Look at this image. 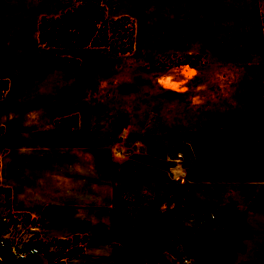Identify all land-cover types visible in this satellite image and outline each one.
<instances>
[{"label": "rangeland", "instance_id": "1", "mask_svg": "<svg viewBox=\"0 0 264 264\" xmlns=\"http://www.w3.org/2000/svg\"><path fill=\"white\" fill-rule=\"evenodd\" d=\"M78 2L29 0V70L11 80L0 112L15 97L24 103L45 92L50 70L31 50L39 45L37 24ZM102 3L107 17L125 16L132 24L129 52L117 54L113 44L47 52L56 59L60 110L75 104L93 120L95 198H110L112 221L97 225L104 231L95 223L97 233L70 235L77 239L66 249L33 215L37 232L30 237L40 256H62L64 264L90 256L110 264H179L176 248L192 264H229L249 208L246 190L233 186L264 179V126L257 125L264 111L247 109L264 103V0H185L191 7L178 10L188 12L189 32L169 38L172 32L149 29L151 9L141 0ZM108 25L112 42L116 25ZM79 114L59 124L76 126ZM257 196L254 202L264 203L261 191ZM8 205L9 193L0 187V208ZM192 209L203 219L189 220Z\"/></svg>", "mask_w": 264, "mask_h": 264}, {"label": "crops", "instance_id": "2", "mask_svg": "<svg viewBox=\"0 0 264 264\" xmlns=\"http://www.w3.org/2000/svg\"><path fill=\"white\" fill-rule=\"evenodd\" d=\"M26 1L27 8L20 6L23 0H0V79L9 81L0 100L9 94L11 80L22 79L24 71L29 70L30 50L24 36L30 28L31 15L29 0ZM148 5L151 9L150 20L146 22L149 29L172 32L166 36L168 38L182 36V32L188 31L185 23L188 12L180 15L178 10L191 7L185 0H148V3L141 0L142 8ZM50 49L35 42L31 47L35 55L45 57L50 70L45 92L31 96L24 103L15 97L13 106L11 100L0 112V187L9 193L8 206L34 215L42 223V232L48 236H89L95 231V223L97 232L104 231L98 230L97 225L111 223L113 203L108 196L105 200L98 195L95 198L91 149L93 120L84 117L81 106L74 110L75 104L65 111L60 110L62 102L55 92L61 85L56 81V59L47 52ZM24 89L30 91L25 85ZM247 109L264 111V103L249 104ZM74 111L81 116L76 126L59 124L60 118H67ZM257 125L264 126V117L257 119ZM257 180L233 186L235 190H246L245 205L249 208L241 221L244 236L236 241L238 247L229 264H264V203L254 202L255 197H259L257 191L262 192L261 201L264 202V179ZM103 258H72L66 264H110L108 258ZM31 259L32 264L48 262L39 254Z\"/></svg>", "mask_w": 264, "mask_h": 264}, {"label": "trees", "instance_id": "3", "mask_svg": "<svg viewBox=\"0 0 264 264\" xmlns=\"http://www.w3.org/2000/svg\"><path fill=\"white\" fill-rule=\"evenodd\" d=\"M77 1L79 2L73 9H65L56 16L40 18L37 24V36L40 46L73 48L84 46L100 47L113 44L114 52L117 54H124L130 51L133 44V29L127 17L122 16L116 19L107 17L102 0ZM108 24L116 25L117 31L113 29L110 35L112 39H116L112 40V42L107 35L109 31L107 29ZM7 87V79H0V96L6 91ZM57 239L58 246L68 249L69 245L74 243L77 238L70 236ZM70 252L65 256L72 257L76 254L72 252V255H70ZM47 258V264H64L62 256L57 257V261L51 256Z\"/></svg>", "mask_w": 264, "mask_h": 264}, {"label": "built area", "instance_id": "4", "mask_svg": "<svg viewBox=\"0 0 264 264\" xmlns=\"http://www.w3.org/2000/svg\"><path fill=\"white\" fill-rule=\"evenodd\" d=\"M193 211H196L192 209ZM191 210V211H192ZM214 213L209 212V218H214ZM189 220L197 217L203 219V213L195 212L188 214ZM28 230V231H26ZM37 227L34 217L22 211L11 210L4 206L0 208V262L2 264H18L20 259H29L40 253L34 237H30ZM179 264H192L191 259L176 248ZM30 262V261H29Z\"/></svg>", "mask_w": 264, "mask_h": 264}]
</instances>
